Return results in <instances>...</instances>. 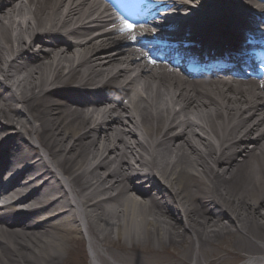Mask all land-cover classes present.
I'll use <instances>...</instances> for the list:
<instances>
[{"label":"bare ground","instance_id":"bare-ground-1","mask_svg":"<svg viewBox=\"0 0 264 264\" xmlns=\"http://www.w3.org/2000/svg\"><path fill=\"white\" fill-rule=\"evenodd\" d=\"M98 1L0 0V264H68L85 232L91 264H264V88L160 70ZM183 1L158 22L250 64L207 34L264 0Z\"/></svg>","mask_w":264,"mask_h":264},{"label":"rangeland","instance_id":"rangeland-1","mask_svg":"<svg viewBox=\"0 0 264 264\" xmlns=\"http://www.w3.org/2000/svg\"><path fill=\"white\" fill-rule=\"evenodd\" d=\"M163 258H170V256L166 253L157 257V259ZM234 259H239L238 256L231 255ZM91 255L89 250V243L86 239L83 240V243H78L77 247H75V253L70 256L68 264H90ZM191 264H195V262H191Z\"/></svg>","mask_w":264,"mask_h":264},{"label":"snow or ice","instance_id":"snow-or-ice-1","mask_svg":"<svg viewBox=\"0 0 264 264\" xmlns=\"http://www.w3.org/2000/svg\"><path fill=\"white\" fill-rule=\"evenodd\" d=\"M134 25L128 23L127 21L124 22V30L131 31Z\"/></svg>","mask_w":264,"mask_h":264}]
</instances>
